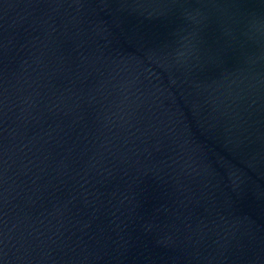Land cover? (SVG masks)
Instances as JSON below:
<instances>
[{"label": "water", "instance_id": "water-1", "mask_svg": "<svg viewBox=\"0 0 264 264\" xmlns=\"http://www.w3.org/2000/svg\"><path fill=\"white\" fill-rule=\"evenodd\" d=\"M11 264H264V0H0Z\"/></svg>", "mask_w": 264, "mask_h": 264}]
</instances>
